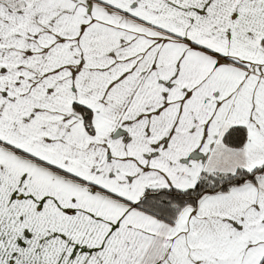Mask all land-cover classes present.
<instances>
[{"label":"snow or ice","instance_id":"snow-or-ice-1","mask_svg":"<svg viewBox=\"0 0 264 264\" xmlns=\"http://www.w3.org/2000/svg\"><path fill=\"white\" fill-rule=\"evenodd\" d=\"M0 264H264V0H0Z\"/></svg>","mask_w":264,"mask_h":264}]
</instances>
